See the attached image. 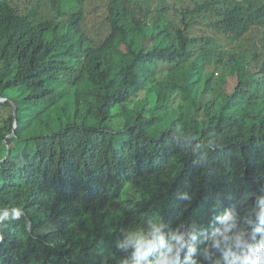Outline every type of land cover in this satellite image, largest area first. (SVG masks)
I'll use <instances>...</instances> for the list:
<instances>
[{
    "label": "trees",
    "instance_id": "obj_1",
    "mask_svg": "<svg viewBox=\"0 0 264 264\" xmlns=\"http://www.w3.org/2000/svg\"><path fill=\"white\" fill-rule=\"evenodd\" d=\"M97 1L0 0V264H124L148 218L264 196V0Z\"/></svg>",
    "mask_w": 264,
    "mask_h": 264
},
{
    "label": "clouds",
    "instance_id": "obj_2",
    "mask_svg": "<svg viewBox=\"0 0 264 264\" xmlns=\"http://www.w3.org/2000/svg\"><path fill=\"white\" fill-rule=\"evenodd\" d=\"M178 195L190 201L187 193ZM247 201L246 196L243 215L226 210L217 216L218 226L210 234L195 222L188 230H183L185 224L181 222L166 231L168 222L154 216L142 226L124 231L116 248L120 252L131 249V259L126 257L124 264H264V196H258L255 205ZM22 216L23 212L14 207L10 213H0V223Z\"/></svg>",
    "mask_w": 264,
    "mask_h": 264
},
{
    "label": "rangeland",
    "instance_id": "obj_3",
    "mask_svg": "<svg viewBox=\"0 0 264 264\" xmlns=\"http://www.w3.org/2000/svg\"><path fill=\"white\" fill-rule=\"evenodd\" d=\"M152 1H154V0H152ZM155 1H158V0H155ZM154 4H156V2H154L153 5ZM97 6H98V8L95 9ZM95 8L93 9V7H92L91 11H89V9L87 8L88 9L89 22H90V24H93V21H94L97 25H99L102 21L100 18V15H102L106 10L105 1L99 0V1L95 2ZM93 11H95L94 15H93ZM252 33L255 34V36L258 35V31H253ZM255 43H257V46L261 45L258 40H256ZM231 48H233V45L228 47L229 50ZM3 111H4V114L6 117L10 114V108H5Z\"/></svg>",
    "mask_w": 264,
    "mask_h": 264
},
{
    "label": "water",
    "instance_id": "obj_4",
    "mask_svg": "<svg viewBox=\"0 0 264 264\" xmlns=\"http://www.w3.org/2000/svg\"><path fill=\"white\" fill-rule=\"evenodd\" d=\"M6 100H8L7 98H2L1 99V101H6ZM12 104H13V107H14V114H15V116H16V111H17V109H16V105L14 104V102H11ZM15 126V128L13 129V130H15L16 129V127H17V123L14 125Z\"/></svg>",
    "mask_w": 264,
    "mask_h": 264
},
{
    "label": "bare ground",
    "instance_id": "obj_5",
    "mask_svg": "<svg viewBox=\"0 0 264 264\" xmlns=\"http://www.w3.org/2000/svg\"><path fill=\"white\" fill-rule=\"evenodd\" d=\"M1 99H2V98H0V101H1ZM6 101H7V100H6ZM12 102H13V101H12ZM16 123H17V122H15V124H16ZM14 128H15V126H14ZM14 128H13V129H14ZM16 128H17V127H16ZM15 130H16V129H15ZM15 130H13V132H14ZM30 226H31V225H29V227H30Z\"/></svg>",
    "mask_w": 264,
    "mask_h": 264
}]
</instances>
